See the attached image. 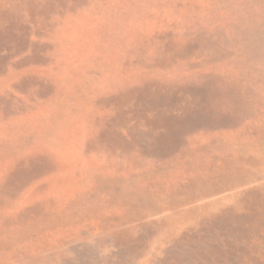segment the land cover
I'll return each instance as SVG.
<instances>
[{"label":"rangeland","instance_id":"1","mask_svg":"<svg viewBox=\"0 0 264 264\" xmlns=\"http://www.w3.org/2000/svg\"><path fill=\"white\" fill-rule=\"evenodd\" d=\"M0 264H264V0H0Z\"/></svg>","mask_w":264,"mask_h":264}]
</instances>
